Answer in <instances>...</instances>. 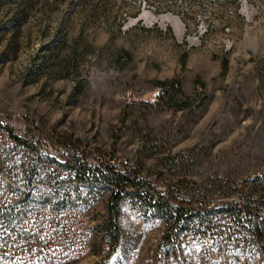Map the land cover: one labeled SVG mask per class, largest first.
Returning a JSON list of instances; mask_svg holds the SVG:
<instances>
[{
  "label": "rangeland",
  "instance_id": "obj_1",
  "mask_svg": "<svg viewBox=\"0 0 264 264\" xmlns=\"http://www.w3.org/2000/svg\"><path fill=\"white\" fill-rule=\"evenodd\" d=\"M173 78L185 109L158 101L155 82ZM0 117L38 127L46 155L69 156L55 143L69 137L91 162L142 164L146 188L251 202L264 222V0H0ZM88 214L80 231L91 235ZM242 216L214 206L167 247L165 219L128 198L108 264H264L246 233L254 219ZM237 235L249 251L220 246ZM93 239L49 264H99Z\"/></svg>",
  "mask_w": 264,
  "mask_h": 264
},
{
  "label": "trees",
  "instance_id": "obj_2",
  "mask_svg": "<svg viewBox=\"0 0 264 264\" xmlns=\"http://www.w3.org/2000/svg\"><path fill=\"white\" fill-rule=\"evenodd\" d=\"M226 67L227 61L223 60L224 70ZM155 86L163 105L189 107L190 97L180 79L157 80ZM43 135L32 123L0 117V264L53 263L67 255L62 256L63 249L78 241L87 243L90 238H94L95 253L104 254L99 264H108L124 239L121 216L128 198L138 199L145 209H153L165 219L163 241L167 247L179 239L194 218L209 215L214 206L222 205L240 219L242 213L254 219L245 228L246 233L253 235L254 244L264 254V222L258 220L259 213L251 202L211 206L208 202L182 199L170 190H151L140 176L142 164L122 168L112 158L91 162L65 136H57L55 143L67 149L69 156H49L40 148ZM100 202L102 209H95ZM91 211L96 223L90 235L80 230L87 226V213ZM215 228L207 224V229ZM226 239L219 241L220 246L228 249L230 244L233 249L241 246L240 252L249 251L247 238L237 235Z\"/></svg>",
  "mask_w": 264,
  "mask_h": 264
},
{
  "label": "bare ground",
  "instance_id": "obj_3",
  "mask_svg": "<svg viewBox=\"0 0 264 264\" xmlns=\"http://www.w3.org/2000/svg\"><path fill=\"white\" fill-rule=\"evenodd\" d=\"M163 19H166V20L172 22L178 31H182L184 24H183V21L181 19L175 18L172 16H167L166 18H163Z\"/></svg>",
  "mask_w": 264,
  "mask_h": 264
}]
</instances>
